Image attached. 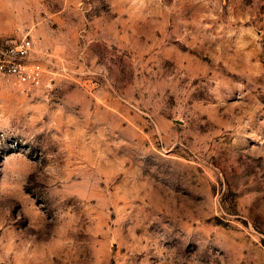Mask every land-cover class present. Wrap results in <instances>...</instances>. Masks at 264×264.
I'll list each match as a JSON object with an SVG mask.
<instances>
[{
  "label": "rangeland",
  "instance_id": "374dc122",
  "mask_svg": "<svg viewBox=\"0 0 264 264\" xmlns=\"http://www.w3.org/2000/svg\"><path fill=\"white\" fill-rule=\"evenodd\" d=\"M0 264H264V0H0Z\"/></svg>",
  "mask_w": 264,
  "mask_h": 264
},
{
  "label": "built area",
  "instance_id": "2783aa9c",
  "mask_svg": "<svg viewBox=\"0 0 264 264\" xmlns=\"http://www.w3.org/2000/svg\"><path fill=\"white\" fill-rule=\"evenodd\" d=\"M33 51V43L29 38L0 47V74L39 87L44 70L39 61L31 59Z\"/></svg>",
  "mask_w": 264,
  "mask_h": 264
},
{
  "label": "crops",
  "instance_id": "0c3cea01",
  "mask_svg": "<svg viewBox=\"0 0 264 264\" xmlns=\"http://www.w3.org/2000/svg\"><path fill=\"white\" fill-rule=\"evenodd\" d=\"M34 52V51H33Z\"/></svg>",
  "mask_w": 264,
  "mask_h": 264
}]
</instances>
